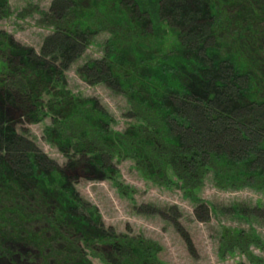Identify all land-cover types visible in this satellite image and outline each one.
Instances as JSON below:
<instances>
[{"label":"trees","instance_id":"obj_1","mask_svg":"<svg viewBox=\"0 0 264 264\" xmlns=\"http://www.w3.org/2000/svg\"><path fill=\"white\" fill-rule=\"evenodd\" d=\"M185 1L52 0L46 10L29 6L18 16L35 13L37 24L51 30L41 54L0 30L5 255L10 251L1 249L4 243H21L45 254L42 264H91L87 255L104 246L113 259L108 264H163L157 242L104 226L97 207L75 189L71 171L109 179L127 196L131 192L115 179L114 161L130 159L144 180L177 188L197 204L209 174L219 189L264 190V0H199L212 16L207 28L215 32L213 44L209 34L192 32L200 26L198 14L184 16L179 9ZM9 16L8 0H0V20ZM98 34L108 35L103 55L84 61L77 72L123 95L129 118L123 130L115 129L116 120L97 98L74 94L66 83L65 72ZM8 107L30 122L50 119L43 135L65 155L66 167L51 166L37 153L7 118ZM241 232L223 235L224 242L236 239L227 250L259 244Z\"/></svg>","mask_w":264,"mask_h":264},{"label":"rangeland","instance_id":"obj_2","mask_svg":"<svg viewBox=\"0 0 264 264\" xmlns=\"http://www.w3.org/2000/svg\"><path fill=\"white\" fill-rule=\"evenodd\" d=\"M51 1L8 0L11 16L0 20V30L18 45L41 54L44 38L51 34V30L37 24L38 15L35 13L24 18L18 14L29 6L46 10ZM197 1L186 0L179 11L186 17L198 14L197 24L200 26L191 30L199 35L209 34V42L213 44L215 32L210 34L207 28L212 16L207 13L205 5ZM107 37L98 34L94 38L93 44L65 72L66 83L74 94L97 98L116 120L115 129L123 130L129 119L125 116L128 105L123 95L103 83L86 82L77 72L84 61L101 58L102 45ZM260 48L264 53L262 41ZM6 110L14 129L28 138L40 151L36 149V152L45 156L51 166H67L65 155L44 138L43 130L49 125V118L30 122L15 110L9 107ZM114 164L119 171L115 179L127 187V193L131 192L127 196L119 194L109 179L87 178L78 171L69 173L83 200L97 207L106 228H113L117 234L142 235L157 242L161 247L158 257L163 264H264V190L249 187L219 189L209 174L197 192V204L177 188L166 189L144 180L130 159L115 160ZM236 229L256 236L259 244L249 243L243 249L227 250L236 239L224 242L222 237ZM1 249L10 251V254L5 255L0 250V264L44 262L45 254L40 255L41 251L32 245L4 243ZM95 251L99 254L90 253L86 257L91 264L113 261L104 246L95 247ZM102 255L105 260L100 257Z\"/></svg>","mask_w":264,"mask_h":264}]
</instances>
